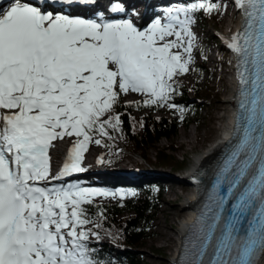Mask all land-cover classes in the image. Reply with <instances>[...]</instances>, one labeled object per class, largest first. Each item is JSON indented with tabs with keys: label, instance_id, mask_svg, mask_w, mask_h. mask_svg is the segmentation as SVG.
<instances>
[{
	"label": "snow or ice",
	"instance_id": "obj_1",
	"mask_svg": "<svg viewBox=\"0 0 264 264\" xmlns=\"http://www.w3.org/2000/svg\"><path fill=\"white\" fill-rule=\"evenodd\" d=\"M233 3L243 17L226 41L236 57V123L179 264H254L264 252V0ZM217 10L201 0L140 28L122 18L123 0H0V264H106L93 247L105 219L95 198L136 193L68 178L88 171L91 144L109 147L105 139L122 132V94L178 107L176 78L192 62L191 14ZM57 141L71 147L53 174ZM89 206L101 209L96 219Z\"/></svg>",
	"mask_w": 264,
	"mask_h": 264
},
{
	"label": "rangeland",
	"instance_id": "obj_2",
	"mask_svg": "<svg viewBox=\"0 0 264 264\" xmlns=\"http://www.w3.org/2000/svg\"><path fill=\"white\" fill-rule=\"evenodd\" d=\"M230 1V0H229ZM228 0H210V2L218 5V10L213 11L212 13H206L203 11V15L200 17L196 16L195 13H192L193 23L191 24V31L195 36V41L193 42V52H192V62L189 64V71L183 76L177 78H183L188 82V85L196 83L199 87L211 88L212 92L217 93L216 98H209L207 100H199L198 98H191V102L198 105V119L196 122L190 123L188 125H181L176 134L171 138L162 137L158 145L161 147H166L171 143H175L177 149H175L176 157L179 159H184L185 163L181 167H173L172 164L164 165V167H159L158 170L166 176L163 181L158 177L157 180L146 181L145 185L149 184L152 181H159L163 184V193H162V203L159 211L154 216L153 230L152 235L148 238L145 246L141 248H133L137 259H139V264H170L169 259L172 258L176 251L179 249V236L176 234L175 230H171L168 226V222H173L175 228L179 226V222L185 218L186 215H177L174 219L168 213L169 210L176 209L177 211H182V206L180 205L186 196L192 194V191H183L182 189L173 190L171 189L174 183L180 185H189L191 182L189 178L184 177V173L192 165L195 155L200 154L206 147L212 144L222 132V128L227 121L223 115L229 114L226 105H223V109L218 112L221 115L220 119L211 118L212 114L215 112V107L217 104H222L223 100L227 97H230L229 85L231 84L232 78V53L227 48L224 41L223 33L228 29V22L226 21V5L229 2ZM209 2V1H206ZM192 3L187 4L191 5ZM233 5V4H232ZM235 8V6H234ZM236 9V8H235ZM210 16V19H207L206 15ZM219 15V21H215V17ZM236 26V22L233 24V27ZM231 54V55H230ZM205 67L203 73H199L197 65ZM209 67L213 69L210 70ZM222 76L224 80L221 79ZM227 88L225 91L224 89ZM143 97L139 93H128L127 95H121V98L124 101H134ZM178 107L176 109H169L167 107H160L159 110L154 111L157 115H169L177 116L182 113L180 109L182 108L181 103L173 97L172 100ZM183 109V108H182ZM145 111H136V114L142 116ZM211 125L216 127V132L211 136ZM206 135V136H205ZM192 140V143H189L188 140ZM119 144L116 146L117 149H125L126 157H124L118 163H106L105 165L110 167L109 170L117 169L120 165L124 166L127 169L132 167L137 168H149L153 172L156 171L155 167L149 165L145 158L140 156L144 154L141 151H134L131 147L135 144L130 141L128 144H131L130 147H126L127 142H123L118 138ZM96 154L97 159L103 155L105 159H113L114 154L109 152L108 147L97 146L91 144L89 146V151L85 153L84 162L89 160V154ZM150 153L155 155L156 148H152ZM140 154V155H139ZM93 156V155H92ZM94 157V156H93ZM59 160V159H58ZM58 162V161H57ZM97 163V162H96ZM52 169L53 171L58 170L57 164ZM106 173V172H105ZM102 177H101V176ZM95 184L88 183L90 177L88 174L75 175L74 178L69 180L80 181L86 187H95L107 191H123L135 192L136 195L142 192L140 187H115L114 185L102 184L104 180L107 182L111 181L109 176L102 174L93 173ZM85 180L86 184L83 182ZM135 196L126 195L123 199L119 197L116 199L112 198H103L97 197L96 201H122L125 198H134ZM173 203H177L176 205ZM175 210V211H176ZM173 211V212H175ZM88 227H91L89 225ZM166 232L174 234L176 241L173 244H169V239L166 238ZM178 238V240H177ZM178 241V242H177ZM177 242V243H176Z\"/></svg>",
	"mask_w": 264,
	"mask_h": 264
},
{
	"label": "trees",
	"instance_id": "obj_3",
	"mask_svg": "<svg viewBox=\"0 0 264 264\" xmlns=\"http://www.w3.org/2000/svg\"><path fill=\"white\" fill-rule=\"evenodd\" d=\"M195 15L200 17L203 11H196ZM206 17L210 19L208 14ZM215 21H219V15L215 17ZM197 69L199 73L205 71L202 63L201 66L197 65ZM209 69L213 71L211 67ZM176 79L179 87L174 96L183 108L182 113L177 116L155 114L154 111L159 110L160 107L143 106L142 102L145 97L134 101H124L120 96L116 112L122 114V132L113 133L115 137L113 140L105 139L104 141L109 145V152L114 154L113 161L118 162L127 154L125 149L116 148L119 144L118 138H120L123 142H127V148L131 145L128 142H134L131 149L141 151L146 162L156 167L172 164L173 167L178 168L185 163L184 159L176 157L175 143L161 147L158 142L162 137L171 138L181 125L186 126L197 121L199 108L191 102V98L207 100L216 98L218 94L212 92L211 88L199 87L196 83L188 85L183 78ZM136 111L145 112L140 116L136 114ZM152 148H156L155 155L150 153ZM106 160L111 161L112 159ZM145 184L140 186L142 192L134 198L114 202L95 200V203L101 206L105 219L101 221V240L99 243L93 241V247L98 253V258L106 264H139L133 248L145 246L152 235L154 216L160 209L164 189L160 180ZM89 207L92 218L96 219V214L101 209ZM112 236L116 238L113 239Z\"/></svg>",
	"mask_w": 264,
	"mask_h": 264
},
{
	"label": "bare ground",
	"instance_id": "obj_4",
	"mask_svg": "<svg viewBox=\"0 0 264 264\" xmlns=\"http://www.w3.org/2000/svg\"><path fill=\"white\" fill-rule=\"evenodd\" d=\"M187 1L188 0H123L126 6V9L131 11V16L133 17L135 22L141 23L139 26H143V25L146 26L150 24L157 17L162 18V16H165L168 13L167 11L169 9L180 7V6H186ZM159 12H161V14H159ZM225 14H226V21L228 22V29L223 33L222 37L224 38V41L226 43V41L240 29V23L243 17L234 8L233 0H230L227 3ZM235 22H236V26L233 27V24ZM235 63H236V57L232 53V70H234ZM219 77H221V79L224 80L222 76H219ZM237 88H238V84L235 79L234 71H233L232 78H231V84L229 85V90H227V88H225L224 90L231 91L230 93L233 94L234 92H237ZM231 97L232 95L230 94V97H227L226 99H224L222 104H217L216 106H214L215 112L212 114L211 118L213 119L221 118V115H219L218 112H220V110L223 109V105H226L228 112L232 111V113L234 114V110L232 106H234L235 101L231 100ZM223 116L226 118L228 114H225ZM234 125L235 124H234L233 118L228 119V121L224 124L222 128L221 134L218 136L217 140H215V142H217V145L214 147L213 146L214 144H212L211 147L207 149L204 153L200 155L199 154L195 155L192 165L184 173V177L189 178V181L191 182V184L180 185L178 183H174L171 186L172 187L171 189L173 190L182 189L183 191L184 190L192 191V194L186 196L184 201L180 204L183 208L182 211H177L176 209H174V210H169L168 212L171 215V217H173V219L177 215H180V216L186 215L185 218H183L179 222V226L177 228L174 227L173 222L167 223V226L171 230L176 231V234L179 236V239L181 242V243L179 242L178 244L179 249L176 251L175 255L169 259L170 264H178L179 262L183 237H185L189 233L191 225L193 224V222L197 219L199 215L200 210L197 209V206L200 207L202 203V200H203L202 196L204 195L205 189L207 188L208 183L211 179L212 169L215 165V161L219 158L221 149L224 147L225 142L227 141L229 137H231ZM215 132H216V127L214 125H211V136L215 134ZM188 142L192 143V140L190 139L188 140ZM54 143L56 144V148L50 151V155L52 157V169L56 166L55 164H57L58 166L57 169H58L60 165H63L66 159L67 151L71 147V143L61 142V141H57ZM96 156L97 155L93 153L89 154V160L86 162V163H89V166L86 167L88 171L85 173H80L82 175H85V174L89 175L90 180L88 183L90 184L96 183L94 182L95 181L93 178L94 176H92L93 173L108 175L111 180L123 179L127 181H136V182H140V181L146 182L150 180L152 177H159V179L161 178L164 181L166 177L163 173L159 175H156L153 172L147 173L141 170L143 169L142 167L140 168V170L138 169L136 171L135 169L136 167L127 169L122 165H120L119 167H116L117 169H110V170L108 169L109 172L105 173L104 171H102V169H100V165L96 164V159H95ZM58 159H60L61 161L57 162ZM112 162L118 163L117 161H113V159L110 161V163ZM148 164L152 165L150 163ZM152 166H154L156 170L159 168V167H156L155 165H152ZM114 170H124L134 175L133 176H129L126 174L110 175V173L114 172ZM159 171H162V170H159ZM53 174H56V172L53 171ZM75 175H79V174H75ZM75 175H73L72 177L68 179L74 178ZM193 177H201L198 179L199 181H201V183H195L193 181ZM83 182L86 184L85 180ZM117 182H121V181H117ZM100 183H104V182L100 181ZM173 204L176 205L177 203H173ZM166 235H167L166 238L169 239L170 245L173 244L174 241H176V237L174 236V234H171L170 232H166ZM257 264H264V252L262 253V256L260 257Z\"/></svg>",
	"mask_w": 264,
	"mask_h": 264
}]
</instances>
